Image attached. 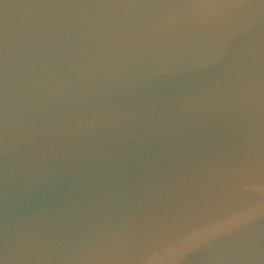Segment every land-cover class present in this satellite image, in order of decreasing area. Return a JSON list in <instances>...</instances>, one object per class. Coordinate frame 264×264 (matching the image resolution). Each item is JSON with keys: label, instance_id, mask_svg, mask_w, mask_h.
Masks as SVG:
<instances>
[{"label": "water", "instance_id": "1", "mask_svg": "<svg viewBox=\"0 0 264 264\" xmlns=\"http://www.w3.org/2000/svg\"><path fill=\"white\" fill-rule=\"evenodd\" d=\"M0 264H264V0H0Z\"/></svg>", "mask_w": 264, "mask_h": 264}]
</instances>
